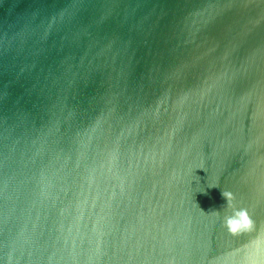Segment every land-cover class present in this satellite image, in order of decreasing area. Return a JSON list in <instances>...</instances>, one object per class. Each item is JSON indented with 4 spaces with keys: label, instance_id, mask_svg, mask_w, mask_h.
I'll use <instances>...</instances> for the list:
<instances>
[{
    "label": "water",
    "instance_id": "water-1",
    "mask_svg": "<svg viewBox=\"0 0 264 264\" xmlns=\"http://www.w3.org/2000/svg\"><path fill=\"white\" fill-rule=\"evenodd\" d=\"M0 264H264V0H0Z\"/></svg>",
    "mask_w": 264,
    "mask_h": 264
},
{
    "label": "clouds",
    "instance_id": "clouds-1",
    "mask_svg": "<svg viewBox=\"0 0 264 264\" xmlns=\"http://www.w3.org/2000/svg\"><path fill=\"white\" fill-rule=\"evenodd\" d=\"M221 196L226 201V206L232 207L233 194L222 190ZM214 212L219 215V211ZM251 225L252 220L249 217L248 211L244 208L235 209L231 215L226 216L224 219V227L231 235H239L243 230L249 229Z\"/></svg>",
    "mask_w": 264,
    "mask_h": 264
}]
</instances>
